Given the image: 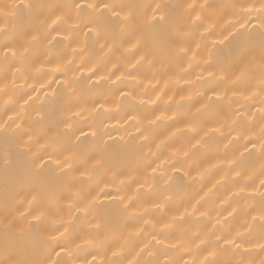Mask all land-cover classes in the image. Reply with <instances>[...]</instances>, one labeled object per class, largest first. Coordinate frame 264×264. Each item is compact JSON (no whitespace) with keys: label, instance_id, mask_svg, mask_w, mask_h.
I'll return each mask as SVG.
<instances>
[{"label":"bare ground","instance_id":"obj_1","mask_svg":"<svg viewBox=\"0 0 264 264\" xmlns=\"http://www.w3.org/2000/svg\"><path fill=\"white\" fill-rule=\"evenodd\" d=\"M262 181L264 0H0V264H264Z\"/></svg>","mask_w":264,"mask_h":264},{"label":"snow or ice","instance_id":"obj_2","mask_svg":"<svg viewBox=\"0 0 264 264\" xmlns=\"http://www.w3.org/2000/svg\"><path fill=\"white\" fill-rule=\"evenodd\" d=\"M31 7V6H29ZM77 8H79V5H76ZM88 8H96L98 7L97 5L94 4H89L87 5ZM120 7L119 5H109V4H104L103 8L104 9H108L111 14L113 16L119 17L120 13L117 11V8ZM161 8V6L159 4H157L155 6V9H153V13H152V19L151 21H148L149 24H153V25H167L168 24V17L165 13L159 12V9ZM123 21L127 22V23H131L132 22V18L130 15H127L125 17H123ZM53 23H55V21H53ZM93 23H104L107 24L108 21L107 20H98V21H94ZM88 26V25H86ZM89 31H92V27H89ZM34 174L36 175L37 179L39 178L40 172L47 167V165L43 162V157H38L34 162ZM262 183H264V181H262ZM33 199L35 200V197H33ZM28 215H33L34 218L39 221L40 216L39 215H35L31 209V206L29 207L28 210ZM53 240H55V237H52ZM53 252H55V248H53ZM57 255H59V253H56ZM35 264H60L59 261H47V262H35Z\"/></svg>","mask_w":264,"mask_h":264}]
</instances>
